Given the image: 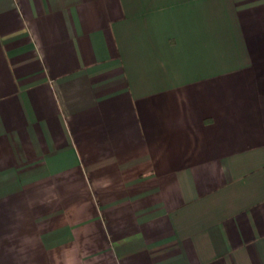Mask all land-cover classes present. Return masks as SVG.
Instances as JSON below:
<instances>
[{"label":"crops","instance_id":"obj_1","mask_svg":"<svg viewBox=\"0 0 264 264\" xmlns=\"http://www.w3.org/2000/svg\"><path fill=\"white\" fill-rule=\"evenodd\" d=\"M0 264H264V0H0Z\"/></svg>","mask_w":264,"mask_h":264}]
</instances>
